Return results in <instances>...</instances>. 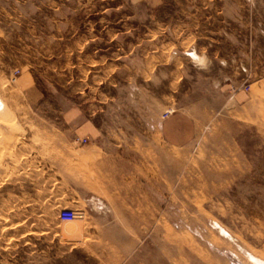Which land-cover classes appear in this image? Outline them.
I'll return each mask as SVG.
<instances>
[{
	"label": "rangeland",
	"instance_id": "1",
	"mask_svg": "<svg viewBox=\"0 0 264 264\" xmlns=\"http://www.w3.org/2000/svg\"><path fill=\"white\" fill-rule=\"evenodd\" d=\"M0 264H264V0H0Z\"/></svg>",
	"mask_w": 264,
	"mask_h": 264
},
{
	"label": "crops",
	"instance_id": "2",
	"mask_svg": "<svg viewBox=\"0 0 264 264\" xmlns=\"http://www.w3.org/2000/svg\"><path fill=\"white\" fill-rule=\"evenodd\" d=\"M94 114H91L89 117L85 119H80L79 121V128H84L86 129L89 133V135H97V129L98 127L95 124V119H94ZM161 125V123H160ZM159 137H162L160 147H166V146H171V147H181L182 145L180 143H171L167 144L165 141V136L168 135V132L163 129V128H158L157 132ZM81 145V144H80ZM122 152L120 150V147L118 144H97V143H89V144H84L79 146L78 148V161H79V182L80 183H87V182H93L91 177L101 174L103 175L104 173L108 172L109 174H112L111 168L113 167V172L116 174L120 173L119 167H116V162H118L122 156L119 155V153ZM114 153V154H112ZM123 162H127V160L122 159ZM141 171H142V185H143V191L142 193L148 195L146 198H150V191L149 189H145V185L147 184L149 187L150 185L147 182L145 183V178H150V169L146 168L144 164L142 163L141 166ZM146 171V173H145ZM126 172H124V175ZM91 179V180H88ZM145 190V191H144ZM139 192V191H138ZM128 198V195L122 197L121 199ZM124 207H117L114 208L116 211L112 212V214L116 215H125V214H130V211H120L121 209H131L135 210L133 206H125ZM87 203H85V206Z\"/></svg>",
	"mask_w": 264,
	"mask_h": 264
},
{
	"label": "built area",
	"instance_id": "3",
	"mask_svg": "<svg viewBox=\"0 0 264 264\" xmlns=\"http://www.w3.org/2000/svg\"><path fill=\"white\" fill-rule=\"evenodd\" d=\"M80 139H77L79 141ZM86 139H81L80 144H86ZM59 220L64 223H75L84 221L87 218V212L84 208L64 207L59 210Z\"/></svg>",
	"mask_w": 264,
	"mask_h": 264
}]
</instances>
